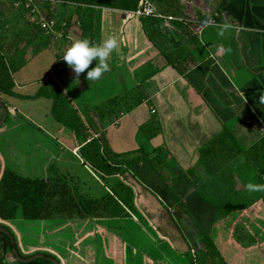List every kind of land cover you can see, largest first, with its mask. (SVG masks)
<instances>
[{"label":"crops","instance_id":"obj_1","mask_svg":"<svg viewBox=\"0 0 264 264\" xmlns=\"http://www.w3.org/2000/svg\"><path fill=\"white\" fill-rule=\"evenodd\" d=\"M182 1L183 18L193 21L196 11L206 22L195 29L187 25L176 30L179 36H175V43L167 35L165 45L160 48L146 40L139 18H128L127 13L114 10L98 13L95 9L92 14L83 8L82 17L90 13L93 29H99V37L93 44L102 43L109 35L117 40V48L107 61L109 71L96 81H86L88 69L75 77L65 62L63 72L54 80L58 88L62 83L68 85L72 99H77V103L72 104L73 111L80 114L83 110L92 122L88 127L81 120H73L71 129L61 124L73 134L75 154L77 146L84 141L76 133L77 127H81L77 123L82 125L81 129H86L88 136L101 137L116 154L137 155L143 150L154 156L153 151L160 150L154 158L159 162L156 166L141 162L128 171L132 176L127 180L132 184L133 207L149 216L164 236L168 234L164 231L166 227L172 234L176 233L169 224L174 210L172 216L184 225L185 236L181 235L179 241L173 240L182 251L168 252L171 256L184 255L190 259L184 252L189 247L192 248L189 254L194 250L201 252V245L193 246L198 243L200 232L209 234L216 225V215L213 206L192 191L185 172L195 171L203 182L208 180L207 171L199 164L200 151L216 140L213 148L217 157L209 170L215 172L223 166L224 174L235 175L233 184L238 189L244 182L237 178L248 174V166L242 163V156H236V150L230 147L229 152L225 151L227 141L222 139L223 131L245 151H250L264 138L259 132L264 127V0H220L215 10L209 9L202 0ZM95 16L99 17L98 23ZM75 18L73 16L72 21L76 22ZM225 23L230 27L222 36L218 35L220 26ZM25 26L33 35L39 33L37 39L44 45L49 35L40 33L26 12L17 28ZM78 26L76 22L60 39L52 37L65 41L60 49L57 45L55 48L64 53L67 44L79 39ZM173 31L169 29L166 33ZM166 55L174 64L179 60L177 67L164 59ZM175 55L179 58L173 59ZM63 62L60 58L55 63ZM44 78L24 80L27 84L21 88L22 95L37 94L35 91L46 84ZM48 88L49 92L53 89ZM130 91L133 99L141 100L136 106L127 110L108 105L110 100ZM38 101L50 102L51 99L24 100L23 104ZM179 204L185 213L177 206ZM254 207L264 220L263 208L258 204ZM247 212L250 218V210L243 213ZM261 247L264 249L263 245Z\"/></svg>","mask_w":264,"mask_h":264},{"label":"trees","instance_id":"obj_2","mask_svg":"<svg viewBox=\"0 0 264 264\" xmlns=\"http://www.w3.org/2000/svg\"><path fill=\"white\" fill-rule=\"evenodd\" d=\"M152 1L156 10L162 15L172 16L179 19L181 18L179 21L173 23L171 30L174 31L169 34L166 33L168 30L162 29L161 23L158 20L153 18H139L146 40L159 48L160 46L163 47L165 45L167 35V37L175 43L174 39L179 36V34L175 31L183 28V26L185 27L190 25L192 29H195L206 22V18L201 16L196 11L193 21L188 18H183L182 11L185 9V5L182 0ZM202 1L211 10L217 9L220 2V0ZM6 2V10L0 12L1 118L3 115L2 111L4 110L6 112V106H8V104L14 107L16 101H37L40 98L51 99V93L48 91L49 88L47 85L43 86L40 90L35 91L37 93L35 95H32L33 93H31L29 96H24L21 93L22 86L27 84L24 81L27 79V74L21 73L19 75V77L22 76V83L16 81V77L18 76L17 74H19L20 69H23L26 65H28V62L31 61V59L36 57V55H33L30 59L22 54L25 49V43L33 36V31L28 30L26 26L22 29L17 28V25H19L24 19V14L26 12L24 8V0H6ZM140 4L141 0H36L38 10L47 19L55 21L56 30L58 32L66 34L73 28V26H75V23L78 22L79 26L76 28L78 38L87 37L92 44L99 37V29H93V19L90 17V13L88 15L89 17H82L83 15L81 12L83 8L92 14L95 9L98 13L102 10H114L129 13L139 8ZM65 8L66 11L64 15L60 20H56L55 15L58 13V15H60ZM73 16L77 17L76 22L72 21ZM86 18H90L91 20H87ZM95 20L97 23L100 21L98 16H95ZM40 33H42V31ZM9 36L12 39L9 38ZM46 37L47 39H44L43 41L45 48L48 46V42L53 40L52 37ZM160 53L162 54L161 51H159V54ZM60 54H62L61 51L58 56ZM175 56L176 57L173 59L179 58H177V55ZM178 56H181L180 49H178ZM163 57L166 60L169 59L168 55ZM172 62L173 61L170 60L169 64L171 63L174 67H177L179 64V60L176 61L178 64H174ZM55 67L56 63L51 66L50 69L53 70ZM61 72H63V70H61ZM132 91H130L131 93L128 92L123 94L121 97H116L110 100L108 105H112L114 107L120 106V109H131L141 101L139 98L133 99ZM129 100L132 102L128 103ZM58 107L61 108V106L55 105L52 101V106L49 110L50 113L56 111V115H59L60 113ZM76 119V122L80 120V118L77 117ZM5 123L6 122L4 120V123L1 126H4ZM70 124L71 123H69V125L65 123L63 126H68V129H71ZM77 125L82 127L79 123H77ZM81 127H77L78 130L76 131V133L82 137V140H84L77 146L78 150L76 154L78 158L82 160L84 166H89L92 173L100 182H102L104 187H106L109 192L113 195H117V190L124 191L125 195L122 198L123 202L124 200H127L126 202L130 201L133 194L132 184L127 180V177H130L128 171L141 162H144L151 167L156 166L159 162L154 161V158L157 157L160 150L153 151L156 153L154 156H151L149 153L147 154L143 150H140V153L137 155L116 154L108 149L101 137L99 139H95L88 136L86 129H81ZM222 137L223 141H227L225 144V151L229 152L230 147L236 150V156H242V163L249 166L252 171H254L258 184H262L261 177L264 174V138L255 144L250 151H245L235 142L233 137L227 131H223ZM215 141L216 140L211 141L200 151L199 164L207 171L208 180L203 182L197 173L192 170H187L185 175L191 182L192 190L203 200L213 206L216 215L214 225L218 220L224 219V215L228 216L235 211L240 212V217L238 215V222L236 221L229 242L238 249L252 247L251 249L255 250L258 254H263L264 249H262L260 245L253 247L252 244L244 248V245H247L246 243L242 244L245 235L238 232V230L239 228H249L250 224L251 226L258 228L257 236L264 235V230L261 229L264 227V220L262 218L263 215L258 214L254 207L255 204H258L264 210V191L258 193L253 203L238 208L233 206L237 203L238 197L236 196L237 192L230 189L234 185L231 182L232 175L230 176V173L224 174L221 171L223 166L217 170L218 172H210L209 170L213 165V161L216 160L217 157L213 148L215 146ZM216 152L220 153L217 150ZM79 189V185L68 183L65 177L43 175L41 177L31 178L22 176L6 166H1L0 164V228L6 231V234L0 232L2 252V255L0 256V264H2L7 256L13 258L17 264H53L51 261L47 260V258H51L56 261L57 264H60L59 260L55 258L52 253L43 250L42 248L38 250V246L29 247L21 240H17L16 238L17 236L19 237V235L16 232L15 225L21 221L24 222V225H26L27 222H46L49 223V225H57V227L52 228L53 230H58V227H60V231H62V228H65L64 226L73 219H79L82 221H86L88 219H103L105 217L104 213L107 210V202L103 201V197L96 198L89 196L81 193ZM104 193V197H108L111 201H114L112 197L108 196L106 191H104ZM129 206V209L133 211L136 210L130 202ZM181 209L185 213L183 206ZM247 210H250V218L247 219L248 222H246L242 216L243 212ZM46 226L48 225L46 224ZM46 226L45 228H47ZM259 229H261L262 232ZM209 235L210 233L204 234L200 232V239L193 247L198 245H203L204 247L210 246V251L206 253L209 257H211L215 255V247L213 246ZM248 235L250 238L253 236L250 232ZM191 249L189 247L184 253L189 254V250ZM79 250L82 252L90 251V249L84 245ZM170 254L171 253H169V255ZM36 255H41L42 257L34 259L29 263L20 261L29 259ZM81 258H83L81 262L84 264V257L81 256ZM216 264L227 263L220 260Z\"/></svg>","mask_w":264,"mask_h":264},{"label":"rangeland","instance_id":"obj_3","mask_svg":"<svg viewBox=\"0 0 264 264\" xmlns=\"http://www.w3.org/2000/svg\"><path fill=\"white\" fill-rule=\"evenodd\" d=\"M6 7V0H0V12ZM65 11L66 9L60 15L56 14L55 19L60 20ZM38 35L39 33L36 32L25 43L22 54L28 58L33 55L36 57L30 58L28 65L20 69L16 81L23 82L21 81L22 76L19 77L21 73L27 74V79L32 80L45 76V85L53 88L50 91L51 101L29 102L28 104L16 101L14 107L9 104L6 106V123L4 126L0 125V164L26 177L43 175L65 177L68 183L79 185L81 193L96 198L103 197V201L108 205L103 219L86 221L73 219L64 226L65 228H62V231L60 227L58 230H53L52 228L57 225H49L46 222H27L26 225L22 221L18 222L15 227L20 238L17 236L16 239L29 247L38 246V250L42 248L52 253L60 264H82L81 256L84 257V264H216L220 260L227 264H264V253L258 254L251 249L252 247L238 249L229 242L240 214L236 211L228 216L224 215V219L218 220L211 228L209 237L215 247L214 256L209 257L206 252H209L211 247L203 245L200 246L201 252L194 250L193 253L188 254L190 259L184 255H169L168 251H182L173 240L179 241L181 235L185 236L184 225L180 220L175 219V215L172 216L175 211L172 210L170 213L169 224L176 233L172 234L171 230L166 227L164 231L168 234L164 236L159 229L155 228L149 216L138 209L135 211L129 209V202L133 205V196L130 201L124 200L123 202L124 191L117 190V195H113L92 173L89 166L87 164L84 166L82 160L75 154L72 133L64 130L61 124L69 125L70 122L71 126L73 124L71 121L77 120L76 117L80 118L84 126L90 127L92 122L83 110L80 114L73 111L72 104L77 103V99H72V92L68 85L62 83L59 88L55 85L54 77L60 76L61 71L54 68V75L49 74L51 66L62 57L61 54L58 56L60 51L57 48L64 46L65 41L50 40L45 48L37 39ZM56 45L57 48H55ZM70 45L71 43L67 44L66 49ZM52 101L55 105L61 106V108L58 107L60 116L56 115V111L50 113ZM65 128L69 127L65 126ZM235 179V175H232L231 182L234 184ZM237 179L243 180L244 186L236 189V185H233L230 189L237 192V203L233 206L238 208L253 203L259 192H250L245 187L247 183L258 184L254 171L249 166L248 174H240ZM104 191L115 202L104 197ZM177 206L180 209L182 207L180 204ZM258 211L260 212L259 208ZM242 216L248 222V212L246 215L243 213ZM257 229L250 224L249 228H239L238 232L245 235L242 244L247 245H244V248L252 244L253 247L264 246V235L257 236ZM261 229L264 230V227ZM261 229L259 230L262 232ZM249 232L253 235L252 238L249 237ZM83 245L87 246L90 251H80ZM2 264L17 263L7 256Z\"/></svg>","mask_w":264,"mask_h":264},{"label":"clouds","instance_id":"obj_4","mask_svg":"<svg viewBox=\"0 0 264 264\" xmlns=\"http://www.w3.org/2000/svg\"><path fill=\"white\" fill-rule=\"evenodd\" d=\"M230 27L227 23L220 26L218 35H223ZM117 48V40L109 35L100 44L90 43L87 37L74 40L71 45L64 51L61 59L66 62V65L72 70L75 77H79L80 73H85L86 81H96L103 73L109 71L108 58ZM95 61L94 65L89 68V65ZM246 189L250 192L264 191V184L247 183Z\"/></svg>","mask_w":264,"mask_h":264},{"label":"built area","instance_id":"obj_5","mask_svg":"<svg viewBox=\"0 0 264 264\" xmlns=\"http://www.w3.org/2000/svg\"><path fill=\"white\" fill-rule=\"evenodd\" d=\"M24 8L27 13V18L31 23H34L40 31L53 37L60 39L63 34L56 30V23L54 20L47 19L37 8L36 0H24ZM128 18H153L161 23L162 29H171L173 23L179 21L178 18L172 16H165L159 13L152 0H141L139 8L133 12L127 13ZM64 63L56 64L57 71L63 69ZM49 74L54 75V70L49 71ZM262 137H264V127L259 129ZM262 184H264V174L261 177Z\"/></svg>","mask_w":264,"mask_h":264},{"label":"water","instance_id":"obj_6","mask_svg":"<svg viewBox=\"0 0 264 264\" xmlns=\"http://www.w3.org/2000/svg\"><path fill=\"white\" fill-rule=\"evenodd\" d=\"M0 104H1V103H0ZM2 113H3V115H2V118H1V120H0V125H2V124L4 123V120H5V118H6V112L3 110ZM0 232L6 234V231H5L4 229H2V228H0ZM14 254H15V252H14ZM41 257H42V256H39V255H38V256H35V257L31 258V259L20 260V261H21V262H24V263H29V262H31L32 260H34V259H38V258H41ZM47 260L51 261L53 264H57L56 261H54V260H52V259H50V258H47Z\"/></svg>","mask_w":264,"mask_h":264}]
</instances>
